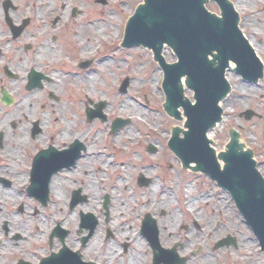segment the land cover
Returning <instances> with one entry per match:
<instances>
[{
	"label": "flooded vegetation",
	"instance_id": "flooded-vegetation-1",
	"mask_svg": "<svg viewBox=\"0 0 264 264\" xmlns=\"http://www.w3.org/2000/svg\"><path fill=\"white\" fill-rule=\"evenodd\" d=\"M262 2L238 0L261 75L251 82L236 77V89L245 106L239 117L254 127L252 141L241 134L242 153L264 183V47L253 35ZM137 5L0 0V264H253L238 236H207L196 222L164 234L155 215L140 213L134 191L129 201L118 197L116 168L129 160L110 144L114 121L101 137L98 126L108 118L95 115L98 102L82 104L77 81L94 71L89 27ZM145 219L155 226L144 228Z\"/></svg>",
	"mask_w": 264,
	"mask_h": 264
},
{
	"label": "rangeland",
	"instance_id": "rangeland-1",
	"mask_svg": "<svg viewBox=\"0 0 264 264\" xmlns=\"http://www.w3.org/2000/svg\"><path fill=\"white\" fill-rule=\"evenodd\" d=\"M114 1L117 3L120 0ZM136 1L138 4L141 3V0ZM262 1L264 4V0ZM254 6L252 4L251 8ZM111 7L115 10L114 2ZM206 7L214 15L219 14V9L213 2L209 1ZM119 11L116 16L107 13L105 21L100 22L99 27H89L88 37L93 45L91 55L94 58V71L87 77L86 82L77 81L79 87L84 89L81 92L82 104L86 98L95 102L105 101L108 104L103 110L108 119L98 126L101 129V137L109 132L108 127L114 119L130 121L121 131L115 133V140L109 139L110 144H113L112 149L118 150L116 155L127 156L129 160L127 164L116 168L122 178V181H119L122 186L120 183L118 197L121 195L125 201H129L134 191L140 213L151 212L155 215L158 226L164 227L162 229L164 234L172 231L170 229L172 225L196 222L204 225L207 236H238V240L241 241L239 250L246 252L247 255L251 254L253 264H264L257 240L235 209L228 193L218 188L205 175L181 168L177 158L166 147L171 129L181 124L166 116L163 111L165 96L160 84L163 74L157 63L153 62L152 52L140 47L133 49L120 47L127 19L132 11ZM238 11H241V8ZM238 13L242 20L241 13ZM117 16H121L120 20H117ZM90 17H96V13L91 12ZM259 19L260 22L252 23L257 27L253 28V35L256 42L261 41L260 44H256L264 47V15H259ZM100 27L102 29H99ZM239 27L247 36L249 30L244 29L241 23ZM163 56L169 63L174 61L172 52L167 49ZM83 76L84 74H81V77ZM229 76L233 77L230 86L231 84L235 86L237 82L235 73L231 71ZM126 78L128 79L126 92L120 94V84ZM237 93H239L237 89L236 91L231 89L229 96L221 101L225 102L223 118L209 137L216 152L225 149L229 141V132L232 130L239 134L240 140L241 134L247 141L253 139L252 121H245L239 117L245 106L238 105ZM192 95L191 91H186V97L191 102ZM126 106L128 111L125 110ZM96 125L93 124L94 127ZM148 146L155 148L156 153L150 154L147 151ZM138 174L153 180L152 184L145 188L132 185L133 176L138 177ZM130 185L133 188L130 189ZM242 240L248 243H242Z\"/></svg>",
	"mask_w": 264,
	"mask_h": 264
},
{
	"label": "water",
	"instance_id": "water-1",
	"mask_svg": "<svg viewBox=\"0 0 264 264\" xmlns=\"http://www.w3.org/2000/svg\"><path fill=\"white\" fill-rule=\"evenodd\" d=\"M211 1L219 7V16L206 9L207 0H142L128 19L122 46L144 47L153 53V61L163 73V109L183 126L172 129L167 147L182 168L205 174L229 194L264 253V183L250 155L242 153L235 131L230 132L226 150L217 155L207 135L221 121L219 104L230 93L226 73L233 71L243 80H255L261 73L260 64L237 27L233 6L228 0ZM165 49L172 52V63L165 61ZM127 86L126 78L120 92ZM188 90L193 102L185 97ZM103 107L104 102L98 103L95 113L102 120ZM127 123L115 119L113 132ZM138 181L139 186L149 184L140 177ZM152 226V221H143L144 228Z\"/></svg>",
	"mask_w": 264,
	"mask_h": 264
},
{
	"label": "bare ground",
	"instance_id": "bare-ground-1",
	"mask_svg": "<svg viewBox=\"0 0 264 264\" xmlns=\"http://www.w3.org/2000/svg\"><path fill=\"white\" fill-rule=\"evenodd\" d=\"M233 6H234V8L238 11V9L239 8H241V6L238 4V2H237V4H235V3H233ZM115 35V34H114ZM246 37V36H245ZM247 38H249V37H247ZM251 46L253 47V48H256V45L254 44V43H252L251 42ZM257 51V50H256ZM103 64V63H102ZM226 80L229 82V83H232V80H233V77H231V76H229V73H227L226 74ZM231 89L232 90H234L235 89V91H236V85L234 86V85H232L231 84ZM231 91V90H230ZM221 104H220V106H221V108H222V110L224 111L225 110V102H220ZM126 111H128V106H126V109H125ZM138 116H140V114H137ZM135 117V116H134ZM210 134L211 133H208L207 135H208V137H210Z\"/></svg>",
	"mask_w": 264,
	"mask_h": 264
}]
</instances>
